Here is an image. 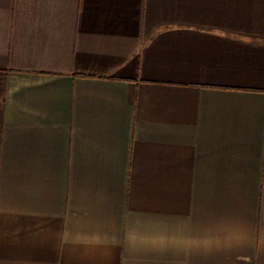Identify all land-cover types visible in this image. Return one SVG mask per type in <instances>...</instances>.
I'll list each match as a JSON object with an SVG mask.
<instances>
[{"label": "crops", "instance_id": "0c3cea01", "mask_svg": "<svg viewBox=\"0 0 264 264\" xmlns=\"http://www.w3.org/2000/svg\"><path fill=\"white\" fill-rule=\"evenodd\" d=\"M0 264H264V0H0Z\"/></svg>", "mask_w": 264, "mask_h": 264}]
</instances>
